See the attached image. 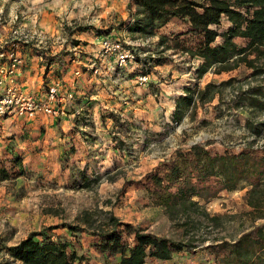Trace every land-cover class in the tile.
I'll return each instance as SVG.
<instances>
[{
	"label": "rangeland",
	"instance_id": "1",
	"mask_svg": "<svg viewBox=\"0 0 264 264\" xmlns=\"http://www.w3.org/2000/svg\"><path fill=\"white\" fill-rule=\"evenodd\" d=\"M48 1L0 0V15L7 18L17 11L22 23L34 28L27 22L29 14L34 10L40 19V4ZM111 9V13H104L96 7L91 16H97L99 21L94 20V24L63 22L60 16L58 29L47 33L56 41L43 58L40 50L22 47L26 55L23 71H28L19 79L24 87L37 91L56 81L63 89L68 86L73 97L58 105L56 117L64 113L70 116L65 122L58 118L57 125L52 126L49 119L44 124L38 119L11 123L6 119L0 124V171H5L0 172V264H22L9 249L31 233L38 234L37 239L53 236L69 241V251L82 257L77 264H117L120 253L103 251L105 238L95 235L113 228L112 215L145 232L183 240L178 220L171 219L164 207L153 204L148 190L149 174L177 151L196 143L207 145L214 153H223L226 148L239 151L247 145L264 148V110L252 96V89L264 86V59L259 64L263 65L260 72L240 64L220 73L213 68L198 78L195 71L203 60L191 56L184 47L195 48L200 37L184 28L183 20L157 22L154 33L145 35L129 27L138 12L132 0H123ZM228 24L224 19L220 31ZM85 27L93 41L78 38ZM108 35L141 51L138 62L126 71L128 76L114 72L109 57L98 53L102 37ZM163 35L170 40L179 37V45L176 47L172 41L161 43ZM73 40L85 45H75ZM236 41L244 44L241 38ZM169 44L171 47L167 48ZM145 69L153 79L150 84L155 102L163 108L157 118L142 119L134 114L129 103L139 102L138 90L126 95L124 89L119 91L125 76L135 81V87H144L137 83V76ZM85 73L88 75L83 76ZM91 74L97 77L95 84L89 82ZM180 79L189 81L186 85L198 83L205 94L177 124L169 110L175 98L177 101ZM102 88L107 90L105 97L112 104L101 102L98 90ZM166 97L171 103L163 106L161 102ZM82 100L86 105L83 108L77 106ZM143 109L146 111L144 105ZM257 123L263 124L256 134L251 125ZM248 189L223 190L208 203H202L211 215H234L247 209ZM221 222L214 227L200 218L190 234L191 249L175 253L169 261L148 258L146 264H218L208 245L237 237L251 225L246 222L242 226L240 218L225 217ZM65 224L78 229L72 232ZM56 225L58 228H50ZM259 225L264 226V219L254 223ZM123 237L132 242L126 233Z\"/></svg>",
	"mask_w": 264,
	"mask_h": 264
},
{
	"label": "trees",
	"instance_id": "2",
	"mask_svg": "<svg viewBox=\"0 0 264 264\" xmlns=\"http://www.w3.org/2000/svg\"><path fill=\"white\" fill-rule=\"evenodd\" d=\"M132 4L138 7V12L129 21V27L145 35L154 33L157 22L166 24L181 19L189 23V32L197 34L200 41L195 48L184 47V50L203 60L195 71L198 78L213 68L220 73L240 64L257 72L262 70L263 65L259 64L264 59V0H132ZM224 19L229 25L220 31ZM178 38L160 37L161 43L176 42V47L180 43ZM237 38L244 40V44L239 45ZM73 44L80 42L73 40ZM170 47L171 44L167 48ZM252 90L254 103L264 110V100L260 99L264 98V86ZM204 92L198 83L186 86L185 93L177 97L173 121L182 122L186 111L199 97L203 99ZM262 124H252L251 130L259 133ZM0 172L5 174L4 170ZM245 187L249 188L246 210L234 215H211L207 211L205 203L221 191ZM148 190L153 204L164 207L171 219L178 220L184 238L175 241L145 232L112 215L113 228L95 235L105 238L103 251L120 253L117 264H146L148 258L169 261L175 253L193 247L190 234L197 220L203 218L218 227L225 217L240 218L242 226L246 222L251 225L237 237L208 245L218 264H264V226H254L257 220L264 219V148L258 150L247 145L239 151L226 148L223 153H214L207 145L193 144L177 151L149 174ZM64 227L72 232L78 229L71 224ZM124 233L132 237V242L124 240ZM37 235L31 233L10 248L11 256L22 264H77L82 259L69 251V241L53 236L37 239Z\"/></svg>",
	"mask_w": 264,
	"mask_h": 264
},
{
	"label": "built area",
	"instance_id": "3",
	"mask_svg": "<svg viewBox=\"0 0 264 264\" xmlns=\"http://www.w3.org/2000/svg\"><path fill=\"white\" fill-rule=\"evenodd\" d=\"M55 41L54 37L40 30L27 27L17 11L7 18L0 15V124L6 119L11 123L23 119L35 120L41 115H57L58 105L73 97V93L66 87L63 89L60 82H50L45 89L33 91L24 87L19 80L26 66L22 47L40 50L43 58ZM99 46L98 53L109 57L114 72L127 70L142 56L141 51L131 47L130 43L109 35L102 37ZM152 81L148 72L137 76L139 85L146 86Z\"/></svg>",
	"mask_w": 264,
	"mask_h": 264
},
{
	"label": "crops",
	"instance_id": "4",
	"mask_svg": "<svg viewBox=\"0 0 264 264\" xmlns=\"http://www.w3.org/2000/svg\"><path fill=\"white\" fill-rule=\"evenodd\" d=\"M122 2H123V0H122ZM122 2H121V0H96L95 2L93 0H50L48 2H44L43 4H40V8H41L40 19L37 18V16H36L37 14L35 15L34 10H33V13L29 14V19L27 20V22L29 23L30 26H33L34 28H36V29L47 34L48 32L50 33L51 31L55 32L58 29L57 27L59 25V17L60 16H61L60 19L63 22L67 21L68 23H76V24L78 23L79 25L81 23L94 24V20L99 21V18L97 19V16H91V13L93 12V10L96 7H98V9H100L101 12L111 13L113 11V9H111V8L113 6H118L119 4H122ZM92 14H94V13H92ZM99 14H102V13H99ZM99 14H96V15H99ZM90 17L91 18L94 17L93 20L90 19ZM225 21L227 23H229L226 19H225ZM222 22H224V20ZM183 26H184V28L189 29V23H187L185 21L183 22ZM88 32H89V30L79 32L78 38L81 40H89V38H90L93 41L94 38H92L93 37L92 34L91 33L89 34ZM47 35H49V34H47ZM81 45H85V44L83 42H80L79 46H81ZM127 70L122 71V72L126 73V76H128V74L126 72ZM122 72L118 71V73H122ZM189 73H191V72L189 71ZM27 74H28L27 70L23 71L20 74V80H22ZM185 74H188V72H185ZM86 75H88V73L83 74V76H86ZM126 76L123 79L124 82H121V87L119 88V91H122V89H124V91L126 92L124 94L126 95L127 93H129L131 91L136 92L135 91V89H136L141 94V99L139 97L136 98V100L140 99L138 103H134L133 102L134 100L129 103L131 108H133L135 110L134 114L136 113V116H138L142 119H144V118L150 119V116H152L153 118H157L158 113L163 111V108H161L160 105L155 102V99H154L153 94L151 92L154 89V88H152V85L149 84V85L144 86V87H141V86L135 87L134 86L135 81L132 79H129V78L127 79ZM178 76H180V75H178ZM96 78L97 77L95 75L91 74V79L89 82H91L92 84H95L93 82ZM186 79H188V78H186ZM83 80H87V78L83 77ZM178 84H181V87H180V89H178V91H176V95H175L176 97L185 93V88H186V86H188L186 84H190V83H189V81L183 82V79H180ZM79 86H81V85H79ZM154 86L155 85H153V87ZM66 87L69 89L68 86H66ZM83 92H85V91H83ZM143 93H144V96H143ZM107 94H108V92L105 88L98 90V96H100L101 102H103V104H104L105 101H107V103L109 105V104H112L113 101L111 99H106ZM166 100H167V97L165 99V102H163L161 100L162 101L161 104L163 106H165L167 103H171V102L166 101ZM174 101H175L174 104H172V107L169 110V112H171V113H173L175 108H176V98ZM131 103H133V104H131ZM142 105H144L146 111H144V109L142 110ZM77 106H82V108L85 107L86 105H84V100H82V103L80 105H77ZM154 106H155V108H154ZM130 110H132V109H130ZM132 114H133V112H132ZM68 116H70V114L68 115L66 113H64L63 116H61V117H56L55 115H51V116L41 115L37 119L40 120L41 124L45 123V119H49V121L51 123H53L52 126H54V125H57L58 118L64 119L63 122H65L68 120V118H67Z\"/></svg>",
	"mask_w": 264,
	"mask_h": 264
}]
</instances>
